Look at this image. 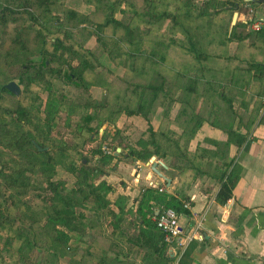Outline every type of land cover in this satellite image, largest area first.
Returning a JSON list of instances; mask_svg holds the SVG:
<instances>
[{
	"label": "trees",
	"instance_id": "16d2710c",
	"mask_svg": "<svg viewBox=\"0 0 264 264\" xmlns=\"http://www.w3.org/2000/svg\"><path fill=\"white\" fill-rule=\"evenodd\" d=\"M97 1L101 3L99 10L106 8L109 11H104L106 17L103 22L97 24V30L95 29L99 35L97 44L92 50H86L85 54L70 40L77 31L85 34L87 38L92 35L86 27H81V24L89 21L90 15L67 9L66 21L57 16L56 22L66 29L62 31V37L55 38L53 50L50 51L46 47L45 32L48 28L42 25V20L52 13L51 0H0V69L4 60L10 67L19 66L15 77L5 74L4 81L0 83V103L4 96L9 97L14 103L12 107L3 108L5 112L0 115V148L10 153L4 156L2 150L0 187L2 186L4 191L14 192L12 196L19 199L26 195L30 188H35L40 190L37 194L47 205L45 212L41 213L39 218L44 221L42 228L37 231L28 229V234L35 238L27 236L25 239L28 250L34 245L42 244L43 255L34 264H59L61 256L69 258L68 264L94 262L95 264H137L139 257L142 259L141 264H173L175 257L169 250L174 244L168 242L165 233L158 228L157 211L172 209L179 217L190 218L194 202L189 196L184 195L180 198L158 188L143 187L134 215L137 223H130L136 230L128 233L118 220L120 215L127 214L128 210L134 212L133 206L126 210L129 198L120 195L116 201L119 213L112 210L106 196L116 191L115 187L106 181L97 185L93 183V169L83 163L80 167L73 164L70 166V171L78 178L77 185L73 189L68 190L62 181L52 180L56 174L55 166L58 161L48 150V145L38 142L32 131H28L26 127L35 128L46 140L47 137L43 136L45 127L47 133L51 132L56 126V120L62 112H67V109L69 117L85 112L86 128L89 131H94L91 123L95 119L101 122H114L123 113L127 116H142L149 123L148 139L139 140V147H127L122 142L116 145L128 150V157L139 161H148L156 156L180 173L191 170L197 176L216 179L220 183L217 201L225 205L233 197L242 172V165L236 158L231 157L232 147L240 149L247 143L248 136L260 115L262 117L259 123L264 124V63L243 58L238 60L232 73H225L222 69L209 66L206 61L210 58V54L202 49L203 41L200 42L203 37L205 38V33L202 31V26L198 28L196 25L195 31L198 32L199 39L192 40L189 29L182 27V30L189 38L190 50L193 51L200 65L196 67L193 76L177 73L181 78L179 92L174 90L175 81L171 79L172 77L163 71L162 65L157 64L160 60L148 64L145 60L147 58L143 59L142 68L143 70L146 68L145 79L138 78L141 71L135 72L132 78L118 76L101 62V57L109 49L105 37L108 26L123 28L125 40L134 47L128 51V56L133 62L145 56L155 55L158 51L156 49L147 51L141 46L142 36L137 35L140 28L132 20L124 21L114 16L113 7L122 0H117L115 3L112 0ZM261 1L224 0L218 2L219 12L211 14L204 9L206 4L214 3L215 0H206L201 4L193 0V9L198 10H193V14L196 11V17L203 19L205 25L211 29L214 18L228 10L230 17L217 27L220 37L228 42L249 39L254 43V40L264 41V26L258 31L246 33L237 29L238 23L232 30L230 25L233 10L248 13L249 5L260 4ZM123 2H129L135 9V16L140 17L142 23L148 26L160 25L164 20L169 19L173 22L170 26L175 28L180 22L172 13L158 10L154 0H123ZM35 8L42 9V12L37 14ZM10 23L15 24L14 35H8ZM30 41L38 47L34 44L30 45ZM7 42H10L11 46L5 49ZM81 47L83 48V43ZM98 66L103 68L97 72L99 77L112 80L109 88L112 89V86L122 88L114 98L110 99L107 95L102 101H97L90 97L91 87L98 82L94 84L89 81L86 74L89 71L96 72ZM148 68H151L150 71ZM14 78L19 79L24 85L26 93L31 92L33 85H39L49 92V105L44 125L41 120L34 123L36 118L32 105L25 106L18 99L20 96L5 87L6 83ZM256 81L259 84L254 87ZM55 82L77 89L78 99L69 100L65 95L56 98L58 89ZM200 97L204 101L199 108L197 102ZM177 103H180V107L173 116L172 109ZM251 105H254L253 109H250ZM159 109H163V121L166 124L155 130L152 120ZM205 122L224 132L227 138L226 140L207 138L206 142L213 146L212 149L198 146L193 151L190 149L191 141ZM171 124L173 126H169ZM175 127L181 130L180 133ZM241 130H245L246 133H242ZM121 157L125 156L104 155V164L109 159L114 161ZM108 164L110 166V162L106 165ZM37 171L47 179L43 188L32 181V175ZM4 203L0 199V227L9 221ZM81 207H89L93 211L92 216L87 218L83 212H79L78 208ZM104 211L113 218L114 228L119 230L116 236L119 239L115 237L110 240L106 237L102 223ZM86 226L91 229V234L96 240L103 242V247L88 248L81 251L80 258H76L78 250L76 251L77 245L72 243V234L78 233ZM49 239L52 244H49ZM193 247L194 241H191L178 264L191 262ZM23 259V262L29 261L27 256Z\"/></svg>",
	"mask_w": 264,
	"mask_h": 264
},
{
	"label": "rangeland",
	"instance_id": "374dc122",
	"mask_svg": "<svg viewBox=\"0 0 264 264\" xmlns=\"http://www.w3.org/2000/svg\"><path fill=\"white\" fill-rule=\"evenodd\" d=\"M112 1L115 3L117 0ZM154 1L158 10L163 13L170 12L175 15L174 17H176L178 21H180L175 28L170 26L173 22L169 19L164 20L160 25L148 26L142 23L140 17L135 16L134 7L131 6L129 2H123V0L119 4L115 3L113 13L117 19H122L124 21L132 20L140 28V32H137V35L142 36L141 46L147 51L150 49H156L158 53L142 57L138 59L137 62H133V60L128 56V51L134 47L132 46L133 44L125 40L123 28L108 26L105 31V37L109 49L101 57V62L118 76L132 78L135 75V72L141 71L139 72L138 76L140 77L138 78L145 79L146 68L144 70L142 68L143 59L147 58L145 60L148 61V64H150L151 61L157 63V61L160 60V63L157 64L162 65L163 71L172 77L171 79L175 81L173 83L174 90L179 92L181 78L177 75V73L180 72L188 76H193L196 67L200 65V63L195 59L193 51L190 50L189 38L183 32L182 27L189 29L191 39L195 40V38H200L198 32L195 31V27H197L196 25H198V28L201 26L206 27V22L203 21V19L196 17V11L198 10L193 9V0ZM204 1L206 2V0H198L197 2L201 4L204 3ZM221 1L224 0H215L214 3L206 4L204 11L214 14L220 9L218 7V2ZM51 2L52 4L50 5L52 13L42 20V25H44L45 28H48V31L45 32L47 49L50 51L53 50L55 38L62 37V31L66 29L65 26L62 27L58 24V22H56V17L60 16L66 21V10L74 9L90 15L89 21L81 24V27H86L92 35L87 38L85 34L77 31V33H74L71 37L72 40H70V42L85 54L86 50H92L97 44L99 38V35L95 32L97 24L104 21L106 17L104 11L108 12L109 9L107 10L104 8L103 10H99L101 3L97 0H51ZM193 10H196L194 11V14ZM34 11L37 14H40L42 9L35 8ZM248 12L251 13L249 9ZM133 14L134 16H132ZM228 17H230L229 14L226 15L225 18L228 20ZM59 30H61V32H59ZM14 31L15 24L10 23L8 25V35H14ZM202 31L204 33L203 29ZM245 31L247 32V29ZM250 31L252 30H249V32ZM213 35L217 37V35H219L218 31H215ZM202 41H205L204 37L200 40V42ZM82 43L83 48L81 47ZM33 44L35 47H38L37 44L30 41V45L33 46ZM204 44L205 43L203 42L202 49L207 51L208 48ZM10 46V42H7L5 49H8ZM217 51L218 49L214 50V55H216ZM244 57L247 58L246 55ZM212 58L213 60L215 59L214 56H212ZM215 62L216 63L213 64V66L224 70L225 73H232L235 70L236 61L229 64L215 59ZM18 69L19 66L13 65L10 67L8 62L4 60L0 69V83L4 81L3 77L5 74L15 77L18 73ZM102 69V67L98 66L96 72L89 71L86 74L89 81H92L94 84L98 82V84L93 85L90 89V97L97 101H102L107 95L110 99L111 97L114 98L115 95L120 93V90L122 89L117 86H112V89L109 88V83H111L112 80L110 78H100L99 74H97V72H100ZM150 69L151 68H148V71H150ZM141 74L143 75L142 77ZM12 81H15L21 87V93L18 95L20 96L18 99L22 101L25 106H33V113L36 118L34 123L41 120V123L44 125L43 122L46 119V110L49 105V92L44 90L39 85H33L31 92L26 93L24 85L20 83L19 79L14 78ZM258 84L259 82L256 81L254 87ZM55 86L58 89V95L56 98L65 95L69 97V100L72 99L76 101L78 99L79 94L77 89H72V87L68 85L65 86V84L60 82H55ZM108 89H111V91H108L107 93L106 91ZM85 96H87V94H85ZM203 101L202 97H200V100L197 102V107L200 108ZM13 105V101L9 97L4 96L0 103V115L5 112L3 111V108L12 107ZM179 107L180 103H177L174 106L172 109L173 116H175ZM68 114V109L67 112L65 111L61 113V116L55 122V128L51 132L47 133V129L45 127L43 136L47 137L46 140L43 139L35 128L31 126L26 127L28 131H32L38 142L48 145V150L58 161L55 166L56 174L52 177V180L62 181L68 190L73 189L77 185L76 183L78 178L70 171V166L73 164L74 166L80 167L83 163L87 164L90 169H93L94 177L92 181L96 185L102 181H106L113 187L114 181L116 183L119 182L121 186L134 185V183H137L135 181V175L137 174L138 169L134 167V158H118V161L125 162V166L119 171V169H117L119 167L118 162H116L113 166H109V164L106 165L109 162L111 165L114 162L113 159H109L108 162L104 164V155H115L116 157L120 156L119 154L116 155L114 150L116 147H114V145L119 142L127 145V147H139V140L148 139L147 137L149 136V133L147 130L149 123L142 116H127L123 113L118 116L114 122H101L99 119H95L91 123L94 131H89L86 128L85 112L82 111L80 114H75L70 117ZM173 119L174 118H172V120ZM153 120L156 124L157 130L166 124V122L163 121V109H159L155 112ZM169 126L173 125L171 124ZM176 130L179 131V133L181 131L178 128H176ZM2 150L5 153L4 156H8L10 154L8 150L0 148V157L2 156ZM123 151L128 152V150ZM152 158L153 157H151L148 161L142 160L140 163H151ZM111 175L114 176L110 178ZM123 179H126L128 183ZM32 181L35 182L37 186L43 188V186L45 187L46 185L47 179L42 177V174L37 171L33 173ZM0 189L2 191L0 192V199L5 202L4 205L7 207L9 215V221L5 222L4 226L0 227V264H34V262H36V260L43 255L44 250H42V244L34 245L32 249L28 250L25 239L27 236H30L28 234V229L37 231L42 228L44 221L39 220V218L42 215L41 213L45 212L47 205H45V202L37 194L40 190L35 188H30L29 192L20 199L12 196L14 192L9 190L4 191L2 186ZM119 196L120 195H118L116 191L110 192L106 196L110 202L111 209L117 213H119V208L116 205V201ZM134 203V199L128 200L126 203V210L135 205ZM78 211L83 212L87 218H90L93 214V211L89 207L78 208ZM134 215L135 210L133 213L128 210L127 214H121L119 217V224L124 225L125 230L128 233L133 232L134 226L131 224L137 223ZM102 223L107 238L113 240L116 236H118L119 230L114 228L113 218L107 214V211L103 212ZM79 232L72 234V243L77 245L76 251L78 250L76 258H80L82 255L81 251H85L88 248L94 247L95 249H99L103 247V242L94 238L89 227L86 226ZM30 237L35 238L34 236ZM115 239L119 238L116 237ZM36 240L38 241L37 238ZM49 244H52L50 239ZM24 256L29 258L28 262H23ZM68 261V257L61 256L59 264H68ZM93 264H95V262Z\"/></svg>",
	"mask_w": 264,
	"mask_h": 264
},
{
	"label": "crops",
	"instance_id": "0c3cea01",
	"mask_svg": "<svg viewBox=\"0 0 264 264\" xmlns=\"http://www.w3.org/2000/svg\"><path fill=\"white\" fill-rule=\"evenodd\" d=\"M259 3L249 5L248 9L251 13L233 10V16L236 12L238 13L236 24L238 23L239 31L246 29L247 32L249 30L258 31L253 29L252 23H262L264 20V0ZM228 8L229 6H227ZM228 14L229 11L226 10L219 17L214 18L211 29L202 26L205 33L203 42L210 54L206 63L212 67L216 63L215 59L229 64H232L233 61L237 63L238 60L245 58V55L246 59L264 63V41L254 40V43H251L249 39H244L228 42L223 40L220 35L217 37L213 35L215 31H218L217 27L224 24ZM235 25H232L231 22L230 30ZM216 49L218 51L214 55ZM212 56L215 57L214 60ZM253 106L251 105L250 109H253ZM261 117L260 115L248 136L247 143L240 149L232 147L231 157L236 158L242 165V172L234 189L233 197L225 205L217 201L220 183L216 179L197 176L191 170L180 173L179 170L170 167L164 160L156 156L161 161L157 168L164 176L171 179L169 186L167 181L151 169V163L143 164L136 159L134 167L138 169V175L135 176H138L139 181L135 177L137 183L124 186L114 181L118 195H124L129 200L134 199V210L137 209L142 188L151 187L150 181H154L159 186L166 185L167 192L173 195L180 198L187 195L193 200L192 217H180V223L191 236L193 235L192 241H194L190 255L191 262L186 261L185 264H264V124L259 123ZM152 125L157 130L154 120ZM241 131L246 133L245 130ZM207 138L226 140L227 136L218 128L205 122L191 141L190 149L195 151L198 146L212 149L213 146L206 142ZM122 150L124 149L122 148ZM116 162L119 166L117 169L119 171L121 168L123 169L125 162L118 161V159H115L110 166L115 165ZM112 176L114 175H111L110 178ZM123 180L128 183L126 179ZM134 230L136 229L134 228L133 232H135ZM169 251L175 257L173 264H178L183 255L181 248L172 246ZM141 260L139 257L137 264H141Z\"/></svg>",
	"mask_w": 264,
	"mask_h": 264
},
{
	"label": "built area",
	"instance_id": "2783aa9c",
	"mask_svg": "<svg viewBox=\"0 0 264 264\" xmlns=\"http://www.w3.org/2000/svg\"><path fill=\"white\" fill-rule=\"evenodd\" d=\"M264 20L261 22L252 23L253 29L260 30ZM138 175V174H137ZM138 177V176H137ZM136 177V180L138 178ZM139 181V180H138ZM151 187L158 188L161 191H167V186H159L154 181H150L149 184ZM188 207H190L187 204ZM157 226L160 230H162L166 235V240L174 244V246H178L181 248V254L185 252L189 243L193 239V235L191 236L184 226L180 223L179 215L172 209L166 210L164 212L157 213Z\"/></svg>",
	"mask_w": 264,
	"mask_h": 264
},
{
	"label": "water",
	"instance_id": "95a60500",
	"mask_svg": "<svg viewBox=\"0 0 264 264\" xmlns=\"http://www.w3.org/2000/svg\"><path fill=\"white\" fill-rule=\"evenodd\" d=\"M237 17H238V13L236 12L233 16V20H232V25L236 24L237 21ZM9 91H11L12 93L19 95L21 93V87L15 82V81H11L10 83L6 84L5 86ZM115 150V154L118 155L120 153H123L125 156H128L129 154L126 152H123L122 148L119 146H116L114 148ZM137 160V159H136ZM161 163V161L159 159H157L155 156H153L152 160H151V169L158 174L160 177H162L165 181H167L168 186L171 184V179H169L168 177L164 176L163 173H161V171L157 168V166ZM163 164V163H162Z\"/></svg>",
	"mask_w": 264,
	"mask_h": 264
}]
</instances>
